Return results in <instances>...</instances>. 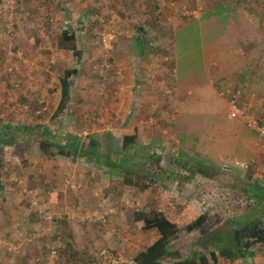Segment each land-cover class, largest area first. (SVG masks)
I'll return each mask as SVG.
<instances>
[{"label": "rangeland", "instance_id": "374dc122", "mask_svg": "<svg viewBox=\"0 0 264 264\" xmlns=\"http://www.w3.org/2000/svg\"><path fill=\"white\" fill-rule=\"evenodd\" d=\"M28 1L4 0L0 4V96L2 86L5 87L7 82L13 93L12 101L9 96L0 100V127L7 123L23 127L42 124L54 130L56 141H65L66 126L69 119L72 123V115L80 119L81 128L105 129L103 134L95 133L105 141L103 150L109 149L112 153L122 150L125 130L136 127L139 131L137 143L128 147L125 153L135 155L129 165L135 164L136 169L140 166V171L129 174L126 168H118L117 157H112V161L116 160L112 165L113 173L110 168L88 166L81 157L72 160L57 156L62 160L59 165H50L47 160L33 167L29 156L28 167L32 168L24 171L19 160L21 166L9 161L13 171L8 170L6 178L11 177L7 183L14 190V198L10 199L11 203L7 200L3 204L19 205L21 209L16 210L23 212L9 213L11 223L0 227V241L15 242L21 234L47 227L32 215L22 188L16 185L14 179L24 178L25 188L39 189L42 196L45 195L43 207L54 209L59 215H74L64 217L48 228H51L47 233L49 236L62 234L63 245L56 264H135L131 261L140 248L159 237L156 229H146L140 219V215L149 217L154 212H161L179 226V232L171 242L173 249L185 256H192L199 245L211 249L212 244H205L204 233L224 232L228 229L226 220L241 214L247 207L244 187L237 185L236 190L233 189L237 170L243 172L242 178L251 182L257 181V174L263 175L259 184L264 186V139L242 119L227 112L230 107L225 97L229 95H222L229 108H222L216 115L211 113L212 108L208 105L198 111L192 108L195 112L181 108L188 102L178 94L181 82L176 83L175 78L178 74L183 78L187 71L202 66V49L215 35L212 32L201 36L198 21L204 20V14L220 12L223 8L220 6L229 4L226 12L236 15L226 22L221 17L213 20V25L221 29H229L232 25L243 32L255 28L264 30V0H70L69 4L64 0L66 9L61 11L57 10L62 7L57 0H30V15H27V4L22 7V2ZM199 6L202 8L198 13L199 20L186 14L200 9ZM174 20L180 28L175 34L174 26H171ZM74 24L78 25L79 59L61 43L63 31ZM9 29L10 34L7 33ZM140 35L144 40L137 43ZM107 36L110 38L105 45L103 38ZM31 37L37 42L31 41ZM27 45L31 47L30 52ZM172 56H177V68ZM72 69H78V72L69 79L71 97L68 101L64 99L63 114L52 120L61 98L63 83L60 80L65 70ZM172 70L176 72L174 78ZM17 83L19 87L15 86ZM82 90L87 95L84 96ZM187 96L197 102L191 95ZM96 101L97 108H94ZM201 101L217 104L224 99L210 96ZM83 112L87 117H82ZM72 130L86 136L80 130ZM19 135L40 137L36 132L25 134L21 131ZM241 139L260 146L261 153L256 156L252 147H246ZM32 147L34 153L41 152L37 140L32 141ZM153 161H157L158 166L154 167ZM198 161L212 164L218 172L219 168L224 169L223 182L195 173ZM63 162L74 167L75 172L57 174ZM236 163L247 165L242 167ZM85 170L90 176H98L100 183L95 185L90 201L84 200L83 195L90 194L88 180L91 178H79ZM229 170L235 175H230ZM227 178L230 181L225 184ZM103 198L114 210L106 223L83 220V214L74 209L80 207L83 213L91 212L103 203ZM13 200H19V204H13ZM203 213L207 215L204 225L189 230L187 226ZM47 235L32 244L26 256L0 250V264L4 263L2 257L9 264H34L32 256L42 252ZM237 263L222 256L218 262Z\"/></svg>", "mask_w": 264, "mask_h": 264}, {"label": "trees", "instance_id": "16d2710c", "mask_svg": "<svg viewBox=\"0 0 264 264\" xmlns=\"http://www.w3.org/2000/svg\"><path fill=\"white\" fill-rule=\"evenodd\" d=\"M3 2L4 0H0V4H2ZM228 6L229 4L220 6L223 7L220 12L214 11L211 13L204 14L203 22H205V19L216 21L217 19H220V17L224 19V22L230 20L232 16L236 14L226 12ZM240 24L241 23H239L238 25ZM77 29H78V25L75 24L69 25V29L63 31L61 43L66 47V49L72 50L74 55L77 56V58L79 59L81 56V51L78 49V36L76 33ZM217 29L218 31H220L219 29L221 28L217 26ZM143 40H144L143 36L140 35L139 39L137 40V43ZM143 51H144L143 48H141V53ZM77 72H78L77 69L64 71L65 79L63 81V88L65 86V94H67V89L69 87V82L67 83L66 81ZM232 92L236 95L238 94L240 95L238 91L237 92L232 91ZM252 102L253 101H251V103ZM263 102L264 101L261 100L259 104H256V107L258 105H262ZM62 104L64 105V101H62ZM252 110L254 111V108ZM256 115H257V111H256ZM237 118L241 119L240 117ZM258 118L261 121H264V114L263 115L260 114ZM19 130L24 131L25 134L29 132L30 133L36 132L37 135H39L40 137L38 139L30 138L31 136L26 137L25 135H23V137L25 138L19 137L20 136L19 134L21 132ZM138 134L139 131L138 128L136 127L132 129H126L123 135L122 150L120 152L112 153L108 151L109 149L103 150V148H105L104 146L105 141L104 139L103 140L101 139V135L96 133L89 134L86 136H82L79 134H68L67 136L64 137L65 141L63 140L56 141L55 138L53 137L54 133L52 132V130H50V128L42 124H35L33 127H29V126L18 127L12 124L11 125L4 124L0 127V189L2 187L3 190L14 191L7 183L8 179L11 181V177L8 179L6 178L8 174L7 169L10 166L9 162H7L4 158V155H6V153L8 152L5 148L6 146H8L9 148V152H10L9 156L13 158H17L23 167H28L29 156L31 154L32 141L37 140L40 146L41 154L47 158L54 159L59 155L72 157V158L81 157L83 158L85 163L92 164L94 167L96 166L97 168H103V169L110 168L111 172L113 173L115 172L114 170L115 168L112 167V165L116 162V160L112 161V157H117V160L119 162L118 168L119 167H122V169L126 168L127 171H129L128 173L130 174L131 172L134 173L135 171H140V166L137 169L134 167L135 164L133 165L130 163L131 164L130 166L129 162L135 157V155H130L128 153H125V151L128 147L137 143ZM152 164L154 167L158 166L157 161H153ZM197 165L198 166H196L194 170L195 173H199L204 177H207L212 180L223 182L221 176L222 173H225L224 169L219 168L220 172H218V170L212 164L207 163L205 161H198ZM118 168L116 170H119ZM237 171L238 173L233 179V182H235L233 183L234 184L233 189L236 190L235 186L237 185H241L244 187L245 189L244 193H246V196H244V200L247 203V207L245 211H243L241 214L230 217L229 219L226 220L227 223L226 228L228 229H225L224 232L214 231V232L204 233L205 238H207V240H205V244L208 245L212 244L211 249H208L207 247L205 248L203 245H199L198 248L195 250V252H193L192 256H185L179 250H175L172 248V243H171L172 239L176 237L180 229L177 223L171 221L168 217H166V215L162 214L161 212H154L149 217L143 214L140 215V219L144 221L145 228L156 229L160 233V236L153 243L143 245L140 248V250L138 251V253L134 258L135 264H218L221 256L231 261H237L238 264H248V260L250 259V257H253L255 255L252 248L258 244L264 246V186L259 184L260 183L259 179H256L257 180L256 182L247 181L246 179L242 178L243 172L240 169H238ZM143 173L147 174V172L144 171ZM233 173L234 172L230 171V175H233ZM3 177L4 179H1ZM14 180L17 183L14 184L22 188L23 197L31 208L30 212L32 213V215L36 216L41 221V218H39V215L36 212L37 210L33 209L31 205L32 198L27 194V191L25 190V186L19 183L20 182L19 179L18 180L14 179ZM229 181H230L229 178L224 179L225 184H228ZM4 182L6 183V185ZM240 182L241 184H239ZM6 186L8 187L7 189ZM146 187L147 185H144V188ZM42 195L43 194H41L38 197L39 204H43L45 202L44 201L45 195L44 196ZM10 197L14 198L12 196H8L7 198L4 197V199H2L0 203L2 204L7 200L10 202L11 199ZM8 215H9L8 219L9 218L12 219L11 215L10 214ZM57 219L58 218H56V220ZM8 221L9 223H11L10 219ZM206 221H207V215L203 213L187 227L189 230H193L198 226L204 225ZM61 231H63L62 227H61ZM63 234L65 236V233ZM24 236H25L24 234H21L15 240H21ZM48 236L49 235H47V237ZM61 238H62V234L60 232L56 233V236H49L48 238H46V243L43 249L41 250L42 252L39 255L32 256L33 263L45 264L44 261H39L38 259L39 257L47 258L49 253L48 244L49 245L52 244L55 240L58 242L57 259H59L60 250L63 245V241L61 240ZM43 239H45V236L41 237L40 239L34 242L26 243V245L24 246V250L26 254L23 255L15 254L14 252L10 251L8 249V246L5 244L1 246L0 250L11 253L13 255L26 256L29 255L28 251L31 250L29 247L32 244L39 242Z\"/></svg>", "mask_w": 264, "mask_h": 264}, {"label": "crops", "instance_id": "0c3cea01", "mask_svg": "<svg viewBox=\"0 0 264 264\" xmlns=\"http://www.w3.org/2000/svg\"><path fill=\"white\" fill-rule=\"evenodd\" d=\"M29 1L25 3L22 2L23 3L22 7L23 5L27 4V7L25 8L26 10L25 13L27 15H30L28 14L30 11ZM65 2H68L69 4L70 0H65ZM39 3H41V1ZM57 4H60L62 6L61 8H57L58 11L66 9L64 5V0H57ZM67 13L69 16V21H70L71 16H70L69 11H67ZM200 18L201 17H196V20H199ZM71 20L73 21V19ZM198 22L200 24L199 26L200 34L202 37L208 34H211L212 32H215V35H214L213 41L209 43L208 45L206 44L204 48L202 49V56H201L202 66L195 67L192 70L187 71L188 73L183 78H182V74L181 75L178 74L179 77L177 76V78H175L176 83H179V81L181 82L180 84L181 89L177 90L178 94L181 95V98H185L186 101L188 102V103L182 104L181 108H185L188 111L195 112V111H198L200 108L205 107V105H208L209 107L212 108V112H211L212 114L214 115L219 114L222 108H225L226 110L229 108L228 107L229 103L227 105V102H226V100L228 101V97H225L226 100L223 97L224 92L226 91H235V92L238 91L240 93L238 97V101H237L238 102L237 104L239 106H244L250 103L251 101H253L252 103L256 107V104H259L261 100L264 101V30L257 29V28H255L256 30L254 31L244 29L245 32H243L239 29L234 28L232 25H229V29L223 28V29H219L220 31H218L217 26L213 25L214 21L212 20L205 19V22H207L208 25L203 21H198ZM175 24H176V20H174L173 23H171V26L172 25L174 26L172 27L174 28L173 29L174 34L178 29H180ZM30 25L33 28H35L34 25L32 24ZM187 25L188 23L185 26ZM230 28L233 29L232 31L235 32L234 34L231 32ZM67 29H69V26L67 27ZM77 32L78 31L76 30V33ZM238 34L239 36L237 37ZM41 36L43 38V35ZM37 38H41V37L38 36ZM30 40L37 42L35 39L33 40L32 37L30 38ZM173 45H175V42ZM63 48L66 49L65 46H63ZM27 50L29 52L31 50V47L29 45H27ZM173 53H175V50H173ZM172 59H173L172 62L174 66L175 64H177L176 66L177 68L178 67L177 56L175 57L172 56ZM178 71L180 72L179 69ZM172 72H173L172 77L174 78V76H176V72L175 70H172ZM64 79H65V74L60 81L63 83ZM69 79L66 81L67 83L69 82L67 94H65V86L63 88V84H61L62 86V91L60 93L61 98H60L59 105L56 107L55 111L52 114V117H51L52 120L58 117L59 115L63 114V110H65V106H63L62 101H64V99L68 101V99H70L71 97V94H72L70 93L71 81ZM9 84L10 83L7 82V85L5 87L2 86V95L0 96V100H5L4 97L9 96L8 98L9 101H12L13 93H10ZM181 90L182 92H180ZM200 91H203V93L205 94L198 95L197 92H200ZM82 93L84 94V96L87 95V92L84 90H82ZM187 95H191L192 98L196 99L197 102L195 103V101L190 100ZM210 96H213L216 99H220V98L224 99V102L217 103V104L216 103H211V104L202 103L201 101L202 99H204L205 97H210ZM81 104H84V102ZM96 104H98L97 101L94 105V108H97ZM192 108L195 111H193ZM81 109L83 110V107H81ZM255 109L257 111V115L264 114V106L258 105ZM227 112H229L230 114V110L229 111L227 110ZM82 114H83L82 115L83 118L87 117L86 112L85 114L84 112ZM94 115L96 116V112L94 113ZM70 118H73L71 121L72 123H70V119H69V124L66 126L67 131L64 130L67 132L65 136H67L68 134H72V133L78 134L76 133L77 131H73L72 129H77L78 131L80 130L79 132L85 135H88L89 133H95V132H100L103 134L105 130L101 128H96L95 130H91V128H81L80 119L78 120L76 119V117L74 118V116L72 115ZM19 126L22 127L21 124H19ZM29 127H33V126H29ZM46 127L50 128L49 126H46ZM50 130H52V132L54 133L53 129L50 128ZM240 141L246 147H252V151L254 152L256 156L259 155V152L261 153V147L260 146L257 147V144L245 143L243 139H241ZM5 148L8 151L6 155H4L5 160L7 162L11 161L14 165H20L17 158H13L9 156L10 152H9L8 146H6ZM59 156H63V155H59ZM58 157H56L54 160L48 159L47 157L43 156L41 152L34 153L33 147H32L31 154H30V162L34 163L33 167H35L37 164L38 165H40L41 163L44 164L47 162V160L50 161L48 162L50 165L52 163L59 165L62 162V160H60ZM13 159H17V161H14ZM68 159L74 160L75 158L69 157ZM91 165L92 164H89L88 166H91ZM28 168H32V166L21 167L22 171L27 170ZM94 168H97V167H94ZM7 170H9L10 173L13 171L12 164L9 166ZM75 170L76 169L74 167L67 166L63 162L62 166L57 170V174L59 175L70 174L71 175L73 172H75ZM82 176L85 177L86 179L88 177L91 178L90 180H88V183L90 186V191H89L90 194H87V193L84 194L86 197H84L83 195L84 200L90 201L92 200V193L94 192L95 185L100 184L98 181L99 178L96 175L90 176L87 170H85L84 173L80 174L79 178ZM262 176L263 175L257 174L256 178L259 179ZM73 177L74 175H72V178ZM1 179H4V177ZM80 179L83 180V178H80ZM86 179H84L85 183H87ZM20 184L26 186V182L24 181V178L20 180ZM7 188L8 187L6 186V189ZM26 189L27 188H25V190ZM0 195H1L0 200L4 199V197L7 198L8 196L14 197V193L12 191L2 190V188L0 189ZM16 197H17V193H16ZM16 202L19 204V200L17 201L13 200V204H16ZM16 208L21 209L19 205L14 206V205H5L3 203L2 204L0 203V227L2 228L6 227V225L9 223L8 220L9 219L11 220V218L8 219L9 213L12 214L17 211L18 213L23 212L22 210H16ZM169 219L172 221L171 218ZM173 222L176 223V221H173ZM159 236H160V233H159ZM252 250L255 253V255L253 257H250V259L248 258L249 259L248 264H264V246H261L260 244H258L254 246ZM1 260L4 262L2 264H9L8 261L5 260V258L2 257ZM131 263H135L134 259L131 261Z\"/></svg>", "mask_w": 264, "mask_h": 264}, {"label": "built area", "instance_id": "2783aa9c", "mask_svg": "<svg viewBox=\"0 0 264 264\" xmlns=\"http://www.w3.org/2000/svg\"><path fill=\"white\" fill-rule=\"evenodd\" d=\"M12 1V0H10ZM199 1V0H196ZM200 7V6H199ZM202 8L200 7V9H196L192 12H187V15H192V16H196L198 17V13L200 12ZM7 33H11V29H9L7 31ZM110 38V36L104 37L103 38V42L105 45H108L107 39ZM16 87H19V83H17L15 85ZM224 94L229 95L230 97H228V103H229V107H230V111L233 115H235L236 117H240L246 124L247 126L256 131L260 137L264 138V122L261 121L258 117L255 116L256 113V109H255V105L253 103H248L244 106H239L237 104V99H238V95L234 94L232 91H226L224 92ZM227 97V96H226ZM254 108V111L252 110ZM236 164H240L242 167H246V163H236ZM71 187L73 188H78L76 185L71 184ZM27 194L29 196H31V205L33 207V209H36L39 218H41L42 224L46 225L47 227H42V228H37L29 233L24 234L25 236L21 239V240H15V242H11V241H7V240H2L0 241V246H2L3 244L8 246V249L12 252H14L15 254H19V255H23L26 254L25 250H24V246L26 245V243L29 242H34L38 239H40L43 236H46L47 233L49 231H51V228H49V226H53L55 225V223H57L59 220H61L64 217L67 216H63V215H59L58 212H55V210L49 208V207H43V204H39L38 202V197L42 194L41 190L39 189H33V190H28L26 189ZM101 202L98 204V207L93 209L91 212L90 211H86V213H83V211L80 209V207H74L75 211H79V213L83 214L82 219L83 220H87V221H91V222H97V223H106V220L108 219V216H110L112 213H114V210L108 205V201L107 199H102ZM107 203V204H106ZM109 207V208H106ZM69 213V212H68ZM78 213V214H79ZM110 214V215H109ZM68 217H74V215H71L70 213L68 214ZM67 217V218H68ZM56 218H58L56 220ZM48 248H49V253L47 258L46 257H39V261H44L45 264H55V261L57 259L58 256V242L55 240L52 244H48ZM37 260V261H38Z\"/></svg>", "mask_w": 264, "mask_h": 264}]
</instances>
